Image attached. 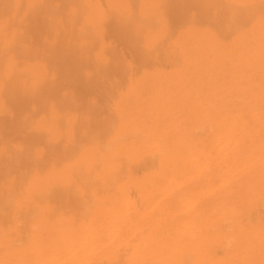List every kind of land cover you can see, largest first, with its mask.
I'll list each match as a JSON object with an SVG mask.
<instances>
[{"label": "bare ground", "instance_id": "1", "mask_svg": "<svg viewBox=\"0 0 264 264\" xmlns=\"http://www.w3.org/2000/svg\"><path fill=\"white\" fill-rule=\"evenodd\" d=\"M0 264H264V0H0Z\"/></svg>", "mask_w": 264, "mask_h": 264}, {"label": "rangeland", "instance_id": "2", "mask_svg": "<svg viewBox=\"0 0 264 264\" xmlns=\"http://www.w3.org/2000/svg\"><path fill=\"white\" fill-rule=\"evenodd\" d=\"M106 109H107V110H106ZM104 111H105V115H106V116L111 117V112H109V109H108V108H104ZM107 113H109V114H107Z\"/></svg>", "mask_w": 264, "mask_h": 264}]
</instances>
